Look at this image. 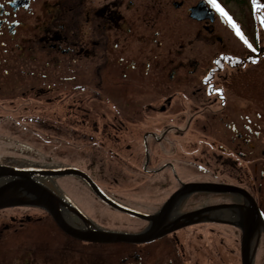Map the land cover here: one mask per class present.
<instances>
[{
	"label": "flooded vegetation",
	"instance_id": "obj_1",
	"mask_svg": "<svg viewBox=\"0 0 264 264\" xmlns=\"http://www.w3.org/2000/svg\"><path fill=\"white\" fill-rule=\"evenodd\" d=\"M217 3L0 0V264H264V16Z\"/></svg>",
	"mask_w": 264,
	"mask_h": 264
},
{
	"label": "rangeland",
	"instance_id": "obj_2",
	"mask_svg": "<svg viewBox=\"0 0 264 264\" xmlns=\"http://www.w3.org/2000/svg\"><path fill=\"white\" fill-rule=\"evenodd\" d=\"M223 3L231 12L236 13L238 18H243L240 22L248 27L250 26L248 20L239 14L251 12L253 18L264 16V0H257L258 7H256L255 10L253 9L251 0H223ZM20 129H22V131L18 132ZM25 130L28 132L25 126L13 128L8 125L0 129V140L6 142L7 146H17L19 144L26 145L28 140L25 135ZM0 145H3V143H0ZM55 148L56 147H53L54 150ZM9 151L10 149H0V152H3L1 154H9Z\"/></svg>",
	"mask_w": 264,
	"mask_h": 264
},
{
	"label": "water",
	"instance_id": "obj_3",
	"mask_svg": "<svg viewBox=\"0 0 264 264\" xmlns=\"http://www.w3.org/2000/svg\"><path fill=\"white\" fill-rule=\"evenodd\" d=\"M198 8H194L192 10V15L196 16L198 14ZM5 176H20L18 171H12V172H6L3 173ZM20 194V184L18 181H12L11 183H8L2 187H0V209L9 207L15 204H18V200H16V196ZM138 237L136 236H113L112 240H125V241H131L136 240Z\"/></svg>",
	"mask_w": 264,
	"mask_h": 264
},
{
	"label": "snow or ice",
	"instance_id": "obj_4",
	"mask_svg": "<svg viewBox=\"0 0 264 264\" xmlns=\"http://www.w3.org/2000/svg\"><path fill=\"white\" fill-rule=\"evenodd\" d=\"M251 2H252V5H253V9L255 10V8L258 7L257 0H251ZM203 3L207 7L211 8L214 12L219 14L221 19H223L225 21V23H227L230 27H232L233 29L236 28V26H235V24H233L231 18L221 8V6L217 3V0H203ZM237 35L239 36V31H237ZM249 47H251V46H249ZM253 62H255V61H253Z\"/></svg>",
	"mask_w": 264,
	"mask_h": 264
}]
</instances>
